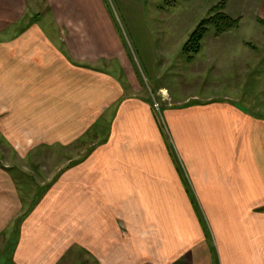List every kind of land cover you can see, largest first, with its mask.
<instances>
[{"label":"rangeland","instance_id":"374dc122","mask_svg":"<svg viewBox=\"0 0 264 264\" xmlns=\"http://www.w3.org/2000/svg\"><path fill=\"white\" fill-rule=\"evenodd\" d=\"M221 1L225 12L240 19L239 25L221 33L210 25L199 52L189 59L186 42L203 19L215 14ZM96 5L98 9L86 6L87 18L92 12L101 15L104 41L113 53L99 51L96 55L101 59L89 62L115 78L119 92L127 96L99 110L96 106L109 89L90 85L95 73L87 69L91 72L86 71L87 82L71 81L87 113L77 107L72 116L62 119L64 133H54L51 144L45 142L46 137L51 140L48 132L6 135L0 127V166L12 176L22 199L0 229V264H264V252L256 251L264 247V213L245 224L249 231L237 227L244 212H238V205L264 202V23L258 19L264 20V0H98ZM85 19L71 22L82 25ZM37 28L51 31L52 43L62 40L54 21H42ZM84 39L96 41L86 32ZM125 99L149 102L153 114L149 121L160 131L154 133L150 122L143 123L139 116L140 132L155 136L161 144L156 145V156L165 160L164 148L173 162V170L169 167L167 172H178L187 192L188 186L195 193L196 208L192 199L185 206L184 197L181 208L166 201L172 211L181 209L174 222H160V207L132 175L123 194L103 181L113 172L104 166L109 160L123 157L141 165L135 158L136 146L145 142L140 137L133 140V132L124 139L125 129L116 126L128 122L129 116L118 117ZM234 105L249 117L236 122L235 115L241 112ZM187 106L194 111L175 115L171 110ZM198 116L206 122L198 123ZM253 116L262 120L251 124ZM241 124L255 129L253 135L247 129L244 165L252 175L256 168L263 171L257 184L263 191L261 196H241L235 198L236 204L224 205V198L207 195L206 178L222 185L227 166L223 163L230 162L234 133ZM225 130L231 138L223 142ZM116 164L119 173L128 172L123 164ZM143 167L151 179L159 174ZM92 174L98 175V181L92 180ZM94 188L102 194L95 196ZM159 205L163 208L164 201ZM192 208L197 220L189 215ZM49 221L63 226L51 228ZM38 228H42L39 234L33 235ZM21 230L30 238L24 245Z\"/></svg>","mask_w":264,"mask_h":264},{"label":"crops","instance_id":"0c3cea01","mask_svg":"<svg viewBox=\"0 0 264 264\" xmlns=\"http://www.w3.org/2000/svg\"><path fill=\"white\" fill-rule=\"evenodd\" d=\"M97 3L98 0H0V109H4L0 110V127H3V132L6 135L19 134L22 131L32 132L33 134L48 132V134H51L49 136L51 140L46 137L45 142L51 144L54 133H64V120L72 116L71 114L75 111V108L83 107L84 113H87L85 109L86 105L81 101L80 94H76L73 82H71L74 81V84L87 82L85 75L87 72L91 73L87 69L95 73L91 84L89 83L90 85L93 86L94 84L99 88L109 89L108 94H105L99 100V105L96 106L99 110L102 109L103 104L114 102L119 96H121V100L124 96H127L125 94L123 96L119 92L118 82L115 78H112L111 75L107 76L106 70L104 72L99 71L102 68L101 66L89 62L97 58L101 59L99 55H96L99 51L106 54L109 52L110 54L113 53L111 48L109 50L110 45L104 41V37L107 34L103 32L105 28L103 29L101 15L98 14V17H96V14L92 12L88 14L89 17L87 18L86 6L90 5L98 9ZM80 19L87 20L89 25H87L85 20H83L82 25H76L71 22L74 20L80 21ZM95 19H97V22ZM23 20L24 23H22ZM42 21H54L57 23V32L62 38L61 41H57L59 44L52 43L48 38L52 34L51 31L37 28L38 24ZM85 32L97 42H87L84 39ZM27 38L33 39L27 44ZM75 50L77 51L76 53H74ZM112 86L115 87L112 89ZM92 98L94 99L96 96L94 95ZM78 101H81L82 104ZM125 101L120 108L118 117L122 119V116H129L128 122H118L116 126L119 128L118 126L120 125L125 129L122 136L124 139L127 137L126 134L133 132V140L136 139L138 142L141 139V141L145 142L143 145L136 146L138 154L135 158L139 159L141 165H136L134 161H129V159H124L123 157L117 158L118 160H109L104 166L107 165L113 172L105 174L103 181L107 185L112 184L115 190L123 194L127 190L128 175H132L134 180H140V184H138L140 190L150 195L153 199L150 201L156 204L157 207H160V222H174L177 217L181 216V209H177L178 206L181 208L180 199L182 197L185 198V206L191 204L189 192H187L182 180H180L178 172H167L169 167L173 170V162L166 158L164 148L162 150L165 160H160L159 156H156L158 152L156 145L160 143L154 140L153 137L155 136L152 135L153 137H150L151 135L149 136V134L146 136L144 131V133L140 132L139 125L142 124V121L139 116L144 120L143 123L153 117L148 108L149 102L139 99L131 101L125 99ZM132 106L135 107V111L131 109ZM190 107L171 110H173V114L177 115L182 110L186 112L194 111V108ZM234 108L238 111L237 113L245 111L235 105ZM205 110H209V108ZM241 113L235 115V118H237L236 122L240 121V119L244 121L245 115L249 117L247 111H245V114ZM260 118H250L249 121L251 124H254V121L258 119L262 120ZM197 119H199L198 123L206 122V118H202V116H198ZM117 121L116 118L114 123ZM230 121H233V118ZM172 123L174 131H177L175 119ZM150 125L154 133L160 131L159 127L155 128L151 122ZM120 129L122 128L120 127ZM247 129L249 132H253L251 135L254 134L255 129L251 130L252 128L246 124L238 127V130L234 133L230 162L225 161L227 164L223 163L227 165L225 170H229V174L223 171L222 185L219 181L214 182L213 179L206 178L207 195L209 197L224 198V205L230 204L232 206L236 204L237 200L235 198H240L241 196L251 197L255 194L261 196L260 192L263 191L261 186H257L259 180L263 178V171L256 168L253 173L254 175H252L247 171L246 162L244 165V157L247 154H245L247 148ZM113 135L109 139V143H112V145ZM230 138L231 132L225 130L221 139L225 142ZM12 140H15V135H13ZM184 140L185 138L182 137L180 141L183 142ZM109 143L103 146L106 145V148L109 146ZM120 147L122 148V146ZM127 154H130V152H127ZM116 161L123 164L129 173H119ZM143 164L148 168L156 169L159 172L157 177H152L151 179L147 176L148 174L145 175L144 170L146 169H144ZM167 164L168 167L166 166ZM6 172L7 170L0 166V229L5 227L9 222L8 219L10 220L11 216L22 205L21 195L17 190V186H15L12 176ZM225 173L228 174L227 178ZM92 180L94 182L98 181V175L92 174ZM213 184L216 185L215 190ZM94 190L95 196L102 194V191H99L98 188H94ZM162 200L164 201L163 208L159 205ZM166 201L170 202L169 204L171 205H176L177 208H173L174 211H172L171 208L165 206ZM237 207L238 212L244 211L240 217L241 223L238 222L239 226H237L240 230H243V233L249 231L244 229L249 228L245 224H251L253 220L255 221L258 217H262L257 215L264 213V202L260 205L249 206L248 204H243ZM189 211L191 212L189 215L191 217L194 216L197 220L196 215L192 212L194 208ZM48 223H50L51 228H61L63 226L59 223H57L59 225L54 226L55 224L50 221ZM231 223L234 222L231 220ZM35 226H39L38 223ZM231 228L233 227L231 226ZM41 229L38 228L37 232H33L32 234H39V230ZM240 230L239 236L243 234ZM24 235H26V232L21 230L20 236L23 245L25 240L30 239L24 237ZM261 241L264 240L261 239ZM23 251L29 252L24 248ZM256 251L263 253V245L256 249Z\"/></svg>","mask_w":264,"mask_h":264},{"label":"trees","instance_id":"16d2710c","mask_svg":"<svg viewBox=\"0 0 264 264\" xmlns=\"http://www.w3.org/2000/svg\"><path fill=\"white\" fill-rule=\"evenodd\" d=\"M225 5L224 2L221 1L220 4L215 8V14L212 16L203 19L197 27L193 30L190 35L189 40L186 42L184 46V52L187 54L188 58H193L196 53L199 52L201 48L200 41L206 35L209 30V26L213 25L218 33L225 32L231 29L236 28L239 25L240 19L233 18L227 12L224 11ZM260 22L264 23L263 18H258ZM176 161V160H175ZM186 184V182H185ZM188 192L190 195V199H192L193 203H195V208L198 206L195 198V193L188 187Z\"/></svg>","mask_w":264,"mask_h":264}]
</instances>
